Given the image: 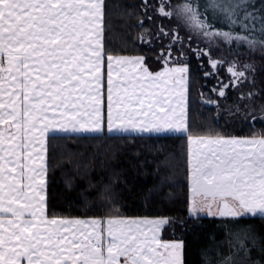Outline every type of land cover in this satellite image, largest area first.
I'll use <instances>...</instances> for the list:
<instances>
[{
	"label": "trees",
	"instance_id": "16d2710c",
	"mask_svg": "<svg viewBox=\"0 0 264 264\" xmlns=\"http://www.w3.org/2000/svg\"><path fill=\"white\" fill-rule=\"evenodd\" d=\"M103 55L184 68L183 134H52L47 218H165L182 264H264V216L189 213L191 137L264 138V0H102Z\"/></svg>",
	"mask_w": 264,
	"mask_h": 264
},
{
	"label": "crops",
	"instance_id": "0c3cea01",
	"mask_svg": "<svg viewBox=\"0 0 264 264\" xmlns=\"http://www.w3.org/2000/svg\"><path fill=\"white\" fill-rule=\"evenodd\" d=\"M85 7L84 0H0V264L23 263L22 211L43 213L49 135L186 132L184 70L149 75L140 58L105 57ZM119 70L124 79H116ZM120 96L140 113L126 123L130 132L116 122ZM188 157L191 216L218 215L222 204L237 216H264V138L191 137ZM137 220L130 224L140 238L126 240L124 255L106 264H182V243L160 239L167 219ZM37 236L33 230V244ZM58 253L44 262L68 264L67 252Z\"/></svg>",
	"mask_w": 264,
	"mask_h": 264
},
{
	"label": "rangeland",
	"instance_id": "374dc122",
	"mask_svg": "<svg viewBox=\"0 0 264 264\" xmlns=\"http://www.w3.org/2000/svg\"><path fill=\"white\" fill-rule=\"evenodd\" d=\"M248 1L251 2L258 0ZM84 4L86 5L85 9L88 12L87 14L90 17V28L94 30L95 33L99 36L102 32V0H84ZM0 57H2L3 59V53L1 49ZM114 61L115 63L118 62L114 67L117 71L119 61ZM114 61H112V65L114 64ZM175 68L184 70V68L178 66ZM184 76L187 78L186 72L184 73ZM120 78L124 79L119 70L116 79ZM131 84H133L132 81ZM113 87L116 88L117 86ZM123 100H125V98L122 96L118 98V107L121 108L117 111L116 122L119 124V129L121 132H130L127 131V128L131 126V124L126 123L130 121H136L135 117H137L140 113L139 111L135 110V104L132 107L130 105L125 106L124 102H122ZM116 104L117 101H114L112 105ZM165 114L168 120L171 119V113L166 112ZM165 122V118H162L161 124L166 125ZM137 123L136 125L140 127L141 123L140 125L139 122ZM150 126L152 125H145V127ZM150 131L151 129L147 132ZM159 131L160 130L156 132ZM44 162L46 168V152ZM40 165L37 166V171L40 170ZM35 192L39 194V185ZM222 207L223 208L221 209V213L223 214L225 212L224 204H222ZM36 214V217L31 218L28 211L23 210L21 213L23 232L28 239L23 243V250L25 254H23L22 264H46L43 259H53L52 256L55 257L57 252H59L58 255L62 254L63 252H67L68 264H79L80 261H83L82 264H106V262L108 263L109 261H111V259L119 257L120 253L122 256L124 255L123 250L126 249V240H136L140 238L138 232L136 230H133V225L130 224V222L132 221H138L137 218H47L45 216L44 209L42 214ZM33 230H35V232L38 234V240L34 244ZM56 241L61 242L57 244ZM118 242H121L123 245L118 246ZM28 244L30 245V247L27 246ZM169 244L170 246L166 247V249L167 251H169V253H172L176 248L174 244ZM60 245L62 246L60 247ZM48 260H46V262ZM58 264H60V262H58Z\"/></svg>",
	"mask_w": 264,
	"mask_h": 264
},
{
	"label": "built area",
	"instance_id": "2783aa9c",
	"mask_svg": "<svg viewBox=\"0 0 264 264\" xmlns=\"http://www.w3.org/2000/svg\"><path fill=\"white\" fill-rule=\"evenodd\" d=\"M0 67H1V57H0Z\"/></svg>",
	"mask_w": 264,
	"mask_h": 264
}]
</instances>
